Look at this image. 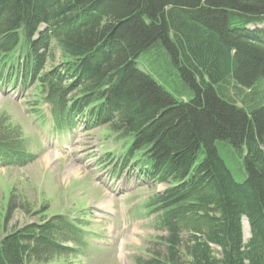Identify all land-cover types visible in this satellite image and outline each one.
<instances>
[{
  "label": "trees",
  "instance_id": "16d2710c",
  "mask_svg": "<svg viewBox=\"0 0 264 264\" xmlns=\"http://www.w3.org/2000/svg\"><path fill=\"white\" fill-rule=\"evenodd\" d=\"M263 22L264 0H0V85L28 96L39 129L64 138L100 128L118 145L100 162L167 185L142 204L162 235L136 264H264V31L250 27ZM154 49L189 97L139 61ZM219 146L242 160L243 181ZM37 157L0 111V167ZM41 216L0 237V264H77L88 227L67 213Z\"/></svg>",
  "mask_w": 264,
  "mask_h": 264
},
{
  "label": "rangeland",
  "instance_id": "374dc122",
  "mask_svg": "<svg viewBox=\"0 0 264 264\" xmlns=\"http://www.w3.org/2000/svg\"><path fill=\"white\" fill-rule=\"evenodd\" d=\"M250 27L252 33L264 31V22ZM156 54L154 49L147 59L141 56L139 61H145L148 69L144 63L140 67L146 68L177 98L189 97L191 92L178 69L166 55L156 61ZM27 99L21 91L0 88V110H6L22 125L31 139V150L39 154L35 162L25 167L0 168V237L15 227L45 222L46 217L41 215L67 213L87 226L91 231L89 238L93 239L86 253L79 255L77 264H135L136 255L148 259L146 247L155 248L149 241L161 232L152 226V218L144 217L142 204L155 189L163 190L167 185L155 188L142 183L134 168L116 175L118 161L99 163L106 153L116 156L117 151L110 149L118 146L104 141L100 128L85 131L80 125L67 138L48 136L27 112ZM120 143L125 151L127 140ZM221 148L220 154L235 179L243 181L246 174L239 170L242 160L233 163L230 157L233 152L227 154ZM38 209H42L39 214L35 213ZM243 223L247 242L251 232L247 219ZM212 246L219 249L215 244Z\"/></svg>",
  "mask_w": 264,
  "mask_h": 264
},
{
  "label": "bare ground",
  "instance_id": "6f19581e",
  "mask_svg": "<svg viewBox=\"0 0 264 264\" xmlns=\"http://www.w3.org/2000/svg\"><path fill=\"white\" fill-rule=\"evenodd\" d=\"M230 12V11H229ZM243 18V17H242ZM249 21V20H248ZM246 22V21H245ZM256 38V37H255ZM231 147H233V146H231ZM244 222H246V220L244 221Z\"/></svg>",
  "mask_w": 264,
  "mask_h": 264
}]
</instances>
